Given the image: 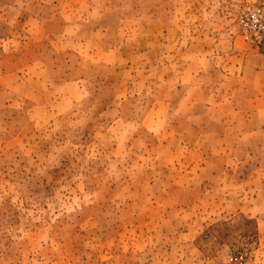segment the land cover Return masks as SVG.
I'll return each mask as SVG.
<instances>
[{"label":"rangeland","instance_id":"374dc122","mask_svg":"<svg viewBox=\"0 0 264 264\" xmlns=\"http://www.w3.org/2000/svg\"><path fill=\"white\" fill-rule=\"evenodd\" d=\"M256 0H0V264H264Z\"/></svg>","mask_w":264,"mask_h":264},{"label":"built area","instance_id":"2783aa9c","mask_svg":"<svg viewBox=\"0 0 264 264\" xmlns=\"http://www.w3.org/2000/svg\"><path fill=\"white\" fill-rule=\"evenodd\" d=\"M237 35L244 42L254 46L264 44V0H256L242 11L235 23ZM242 257L234 259L241 264Z\"/></svg>","mask_w":264,"mask_h":264}]
</instances>
